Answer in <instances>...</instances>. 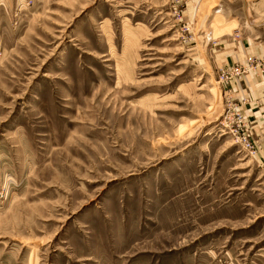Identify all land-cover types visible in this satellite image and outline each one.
<instances>
[{"label": "rangeland", "instance_id": "1", "mask_svg": "<svg viewBox=\"0 0 264 264\" xmlns=\"http://www.w3.org/2000/svg\"><path fill=\"white\" fill-rule=\"evenodd\" d=\"M0 264H264V0H0Z\"/></svg>", "mask_w": 264, "mask_h": 264}]
</instances>
